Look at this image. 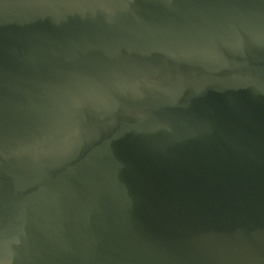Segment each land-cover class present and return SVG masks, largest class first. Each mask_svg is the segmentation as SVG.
Masks as SVG:
<instances>
[{
	"label": "water",
	"instance_id": "water-1",
	"mask_svg": "<svg viewBox=\"0 0 264 264\" xmlns=\"http://www.w3.org/2000/svg\"><path fill=\"white\" fill-rule=\"evenodd\" d=\"M0 264H264V0H0Z\"/></svg>",
	"mask_w": 264,
	"mask_h": 264
}]
</instances>
